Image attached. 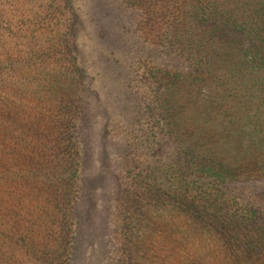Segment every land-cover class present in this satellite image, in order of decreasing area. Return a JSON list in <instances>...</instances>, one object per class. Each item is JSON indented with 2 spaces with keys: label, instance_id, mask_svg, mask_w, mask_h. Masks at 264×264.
<instances>
[{
  "label": "trees",
  "instance_id": "16d2710c",
  "mask_svg": "<svg viewBox=\"0 0 264 264\" xmlns=\"http://www.w3.org/2000/svg\"><path fill=\"white\" fill-rule=\"evenodd\" d=\"M19 1L0 0L1 31L17 22L26 32L28 20L56 19L68 26L64 35L68 53H75L68 54L69 60L79 75V90H75L80 97L79 122L73 132L65 131L71 118L62 117L61 104H29L26 98H19L31 95L27 85L34 92L47 94L54 89L51 79L59 71L42 67L37 61L35 68L31 66L33 58L41 55L38 50L45 46L31 48L29 56L16 58L8 53L12 49L0 42V160L1 146L10 140L24 150L25 162L31 160L29 152L34 148L36 152V147L50 149L64 144V149H69V161L61 157L63 162L57 158L53 164L64 180L56 188L57 208L52 220L56 216L55 222L63 229L70 227V220L78 222L74 242L84 246L83 254H89L84 255L86 259L105 264L104 246L111 243L109 224L106 217L100 223L88 214L89 205L92 203L91 208L100 213L108 212L122 169L116 164L113 147L119 148L117 157L121 149L127 155V139L140 136L133 133L137 132L146 137L139 144L143 155L154 156L146 177L154 181L149 188L156 189L148 200L133 191L127 194L134 206L136 200L145 202L143 214H136L131 239L143 236L155 244L161 241V246L151 248L165 260L170 258L168 244L175 246L177 242L176 251L188 249L190 237L201 232L193 237L201 238L193 241L211 247L206 264H264V222L257 219L252 203L242 201L244 191H264V183L258 184L264 181V0H178L174 19L165 31L168 41L157 42L161 58L156 62L152 60L154 47L145 46L138 34L135 14L124 9V2L137 4L142 0H62L59 4L33 0L31 7L30 0L24 7ZM86 33L93 39L91 49L96 51L89 65L86 50L79 47L84 42H76ZM169 47L183 50L188 62L178 63ZM146 60L152 64L146 75L140 74L138 67ZM66 73L67 80L70 72ZM8 100L25 104L11 107ZM89 103L98 117L106 113L107 126L110 122L122 127L128 136L112 141L108 128L103 126L102 131L99 120H92ZM83 113L86 123L82 122ZM40 119L50 121L52 130H45L43 125L36 129ZM64 138L67 141H60ZM90 171L92 177L87 179ZM0 173H10L9 162L0 164ZM68 177L76 179L71 186ZM110 181L114 185L109 190ZM170 181L176 190L171 198L165 188ZM69 192H74L75 202ZM184 192L185 197L181 196ZM168 213L175 219L171 221ZM47 214L39 216L29 210L28 216L44 218ZM148 224L157 232L146 229ZM74 259L75 254L67 257ZM126 259L127 264L131 260L134 264L133 251H128ZM143 260L138 259L137 264ZM59 261L64 264L58 256ZM0 264H10L1 251Z\"/></svg>",
  "mask_w": 264,
  "mask_h": 264
},
{
  "label": "rangeland",
  "instance_id": "374dc122",
  "mask_svg": "<svg viewBox=\"0 0 264 264\" xmlns=\"http://www.w3.org/2000/svg\"><path fill=\"white\" fill-rule=\"evenodd\" d=\"M31 2H33V0L28 2L30 7ZM44 2L46 3L47 0H44ZM60 2H62V0H55V3L59 4ZM176 2H178V0H142L141 3H128L127 5H125V2L123 3L125 11L130 10L135 14L134 21L136 24H139L138 28L140 30H137L138 34L141 35V40L144 41V45L154 47L155 53L153 55L155 58L152 59L153 62H156V60L160 61L159 58H161V53L158 52L159 46L157 42L161 40L168 41V38L165 37L167 36L165 31L169 28L168 24L174 19L172 13H174L173 8ZM18 4L24 7L26 6V0H20ZM1 5L5 7V5ZM18 25L17 22H13L12 27L8 25L7 29L2 31L0 29L2 34L0 35V42L5 43L6 48L12 49L8 53L16 58L21 56L26 57L30 55L29 50L31 48L37 50L40 46H45L38 50L41 55L39 56L37 54V57L35 56L33 58L31 66L35 68V64L37 63L42 67L54 68L56 71H59L57 76L54 74V80L51 79V82L55 81V85L50 84V86L55 87L54 89L50 88L48 94L43 90L34 92L33 88L27 85L31 95L29 97L19 96V98H26L29 104H35L38 101L44 102L47 105L53 102V107H55L54 104L56 103L61 104V107H64L62 109V117L68 121L69 118H71L65 127V131L69 130L73 132L74 129L77 128V123L79 122L80 105L78 103L80 102V97L78 96L79 93L75 91L79 90V75L75 74L74 62L72 63L69 60L71 58L69 55L75 53H68L69 50L67 48L69 47L67 44L69 43L64 37L65 33L67 36L68 26L56 22V19L47 22L28 20L24 25L27 29L25 32L20 30ZM69 28L71 27L69 26ZM25 33L27 36L24 35ZM86 35L76 38V42L78 44L84 42V45H80L79 47H83V50H86V56L88 57L86 65H89L95 58L96 51L94 52L91 49L93 47V39L89 35ZM145 48L147 49L145 51L148 52V48ZM167 49L172 48L169 47ZM42 50L45 52L44 54H42ZM172 53L173 58L175 55V58L179 59L178 63H182L184 60L186 63L188 62L185 59L186 53H184L183 50L173 48ZM34 62L36 63L34 64ZM150 64L152 63L147 60L141 63L138 67V72L146 75V71ZM67 70L70 72V78L66 80V75H68L66 73ZM51 76L52 74L49 78ZM141 86H144V80L141 82ZM67 87L71 89H67ZM8 101L11 107L15 103L21 105L25 104L22 100ZM92 108V103H89L87 109L91 113L92 120H99L102 131L103 126L108 128L112 141L116 142L118 138H125L126 134H124V128L117 127L113 124L111 125L110 122L107 126L106 113L102 111L104 116L102 114L98 117L96 113L93 112ZM31 110L32 108L28 105V111L30 112ZM56 113V115H61L59 112ZM81 117L82 122L86 123L84 122V113L81 114ZM46 118L50 117L46 116ZM40 121L41 123H38L36 129H40L43 125L45 130H50V121L47 119H40ZM149 123L151 122H148V124ZM51 124L57 125L54 124V122ZM87 127L83 130V133ZM133 133L139 134L140 136L127 139V141H130H128V150L130 152H128L127 155H125V151L121 149L122 153L117 157V155H119V148L117 146L113 147L116 151L114 155V157L116 156V164L122 169L118 171V192L114 198L110 199L112 202L107 209L108 212L105 213V211H102V213H100L97 208H91L92 203L89 205L90 209L88 214L94 215L96 219H99L100 223L104 222L106 217L109 224L108 237L111 243L110 245L106 244V246H104V263L127 264L126 258L128 251H133V256H135L134 264H137L140 258L146 259L143 260V264H198L199 260L203 261V264L208 263L211 247L202 246L199 245L197 241H193L201 238L199 236L198 239L193 238L198 234H202L201 232H196L190 237L188 249L176 251L178 248L177 242L174 243L175 246H169L168 244L166 252L169 254L170 258L165 260L158 255L155 249L151 248L152 245L161 246V241L155 244L146 240L143 236L136 237L134 240L131 239V235H135L134 225L137 224L138 221V216L136 214H143L145 210L142 208L145 202L136 200V206H134L129 195L132 194L131 191H133L137 193L138 197H144L148 200V196L152 193L155 194L153 191L156 189L155 187L152 190L149 188L148 185H151L154 181L147 180L146 177L149 169L148 164L152 162V157L154 156L143 155V149L139 148V144L146 137L141 135V133ZM67 136L70 137L68 134ZM126 136H128V134ZM60 141L65 142L67 139L64 138ZM106 146L104 144V147ZM64 147H66L64 144L51 147L50 149L36 147V152L35 148L31 149L29 152L28 158H31V160L25 162V158L23 157L24 150L13 144L11 140L8 144L6 143L5 146H1L0 164L9 162L10 166V173H0V251L1 254L4 255L5 262H10V264H58L57 259L59 256V259L60 257L63 258L64 264H72L73 262L74 264H94V261L86 259V256L89 255L88 253L83 254L82 250L84 246L81 248V244H76L74 242L73 234L79 227L78 222L76 220H70L72 221L70 227L66 225V229H63L60 227L62 224L59 225V223L55 222V220L58 222L56 216L55 219L52 220V216L56 213L57 208V205H55L57 202L56 188L59 186V181L64 180L57 171L58 167L54 168L53 164L57 158L61 160L60 158L62 157L68 161L71 159L69 149H64ZM91 165L94 168H100L99 164L95 162H91ZM88 167L90 168V165ZM50 168H52V170ZM90 177H92V171L87 173L86 178L89 179ZM66 179L70 182V186L72 182L76 180L75 177H71V179L68 177ZM263 183L264 181L260 180L258 184ZM113 185L114 182L110 181L109 190ZM120 186H122L121 190L119 189ZM165 188L169 198L176 194L175 187H173V185L171 187V181L170 185H165ZM255 191L256 190L252 189L244 191L242 201L252 203L254 208L258 211L257 219L264 222V191L261 194ZM69 195L72 196L71 200L75 202V198L73 197L74 192H69ZM181 196L185 197L186 192L181 194ZM105 201L108 202L109 200L106 199ZM29 210H32L33 214H38L39 216H44V213L49 214L44 218L28 216ZM79 214L83 216L84 210H79ZM144 214L146 215V213ZM172 219L174 220L175 218L170 216L171 221ZM83 225H81V227ZM149 227H151V229H149ZM147 228L148 230L156 232L158 230L151 224L150 226L148 224L146 226V229ZM83 230L84 228H81V231ZM220 247L222 248V245H220ZM73 254L76 255L77 259L73 261L67 260V257ZM254 257L259 259L258 256ZM59 264H61L60 261ZM130 264H133L132 260Z\"/></svg>",
  "mask_w": 264,
  "mask_h": 264
}]
</instances>
